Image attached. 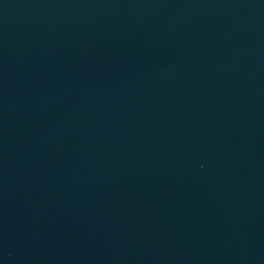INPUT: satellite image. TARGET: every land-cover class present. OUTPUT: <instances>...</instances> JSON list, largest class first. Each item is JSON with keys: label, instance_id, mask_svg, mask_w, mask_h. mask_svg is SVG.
Instances as JSON below:
<instances>
[{"label": "water", "instance_id": "obj_1", "mask_svg": "<svg viewBox=\"0 0 264 264\" xmlns=\"http://www.w3.org/2000/svg\"><path fill=\"white\" fill-rule=\"evenodd\" d=\"M0 264H264V0H0Z\"/></svg>", "mask_w": 264, "mask_h": 264}]
</instances>
